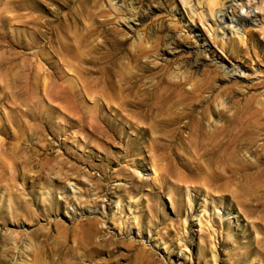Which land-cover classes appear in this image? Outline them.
Here are the masks:
<instances>
[{
  "label": "rangeland",
  "instance_id": "1",
  "mask_svg": "<svg viewBox=\"0 0 264 264\" xmlns=\"http://www.w3.org/2000/svg\"><path fill=\"white\" fill-rule=\"evenodd\" d=\"M129 1L130 25L127 0H0V264H264L253 254L236 259L256 235L238 204L180 181L147 113L126 105L149 104L162 69L175 79L198 49L237 69L249 58L242 77L215 80L239 102L176 103L171 112L209 104L216 125L240 112L249 87L264 79V0H224L258 15L239 33L192 21L183 0ZM171 34L183 47L168 52ZM207 68H182L178 78L194 81ZM127 79L144 92L132 102ZM257 87L264 96V83ZM200 244L212 248L202 254Z\"/></svg>",
  "mask_w": 264,
  "mask_h": 264
},
{
  "label": "bare ground",
  "instance_id": "2",
  "mask_svg": "<svg viewBox=\"0 0 264 264\" xmlns=\"http://www.w3.org/2000/svg\"><path fill=\"white\" fill-rule=\"evenodd\" d=\"M120 2L122 3L119 7L126 4L125 0H120ZM183 2L188 8L192 21H209L217 27V30L220 28L224 31L226 29L229 32L237 33L240 26L254 24L259 20L254 9L247 11L244 16L236 10L232 2L225 3L224 0H195L193 5L190 4L191 0H183ZM127 5L122 6L125 13L123 21L130 25L135 20L132 13V1L127 0ZM194 5L196 6L194 7ZM218 5L220 8L215 11ZM143 15L145 16V13ZM259 31L264 36V27ZM244 33L247 36L246 39H251L255 34L251 28L245 29ZM179 39L173 34L167 35L164 42L165 50L170 52L172 46L173 48L183 47V43ZM213 41H216L215 37H213ZM254 47L256 46L254 45ZM236 49L244 51L239 45L236 46ZM191 53L190 59L178 64L174 73L175 79L170 80L171 75L167 74L166 68L162 69L160 88L157 87L150 91V95L145 94V97L150 101L149 104L126 103V105L142 107L143 111L147 113L150 120L149 128L154 133L153 139L156 144L157 140L167 142V148L172 155V162L180 181L192 182L197 186L200 185V188L202 186L207 190L216 191L220 198L230 197L238 204L240 211L250 219L251 230L255 231L256 235L254 239H247L241 243L245 249L243 252L239 255L234 252L232 255H238L236 259L239 260L242 254H253L254 259L264 263V96L262 92L257 93L259 91L257 86H263L264 79L258 82V85L249 87L253 90L246 94L242 102L246 103V106L240 112L232 111V114H229L221 125L213 124V111L209 109V104L203 106L196 114L192 113L193 105H191L190 111L184 115L173 114L171 111L176 103H219L220 107L222 103L229 101L239 102L238 99H229L228 93L232 90L231 86H227L221 91L215 80L218 77L224 79L240 77L237 70L246 68L245 62L249 58L244 56V62L238 63L239 69H237L221 63L215 57H208L206 52L198 49ZM143 54L144 51L141 49L140 52L130 57L138 61ZM256 55H258L257 52ZM200 65H208V70L199 79L195 78L193 81V77L189 75L178 78L182 68L184 70L197 69ZM235 84L236 80L233 85ZM126 88V98L129 102H132L130 98L133 95L144 93L141 91L140 85L132 82V79H127ZM241 94L244 95V92ZM215 121L217 122V119ZM138 123L143 122L138 121ZM139 129L149 130L145 127ZM184 151L187 158L182 154ZM26 170V167H21L17 172L19 175H25ZM182 170L186 171V175L181 173ZM94 221L93 218L89 220L92 228ZM251 230H248L249 233ZM211 234L206 233L204 241L208 243ZM238 245L236 247H240ZM203 247L205 246L200 244L202 254H207L209 247L207 249H203ZM211 248L212 246L209 249ZM213 260L217 262L218 259L214 256Z\"/></svg>",
  "mask_w": 264,
  "mask_h": 264
}]
</instances>
